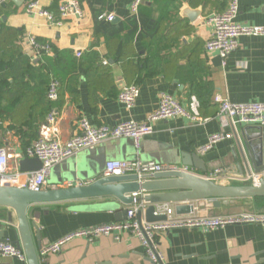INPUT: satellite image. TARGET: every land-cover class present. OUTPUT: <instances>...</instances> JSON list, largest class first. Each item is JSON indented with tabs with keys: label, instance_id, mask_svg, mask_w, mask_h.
<instances>
[{
	"label": "crops",
	"instance_id": "crops-1",
	"mask_svg": "<svg viewBox=\"0 0 264 264\" xmlns=\"http://www.w3.org/2000/svg\"><path fill=\"white\" fill-rule=\"evenodd\" d=\"M26 1L18 0V5L10 0L0 9V23L3 22L11 31L8 46L22 37L24 52L35 59V53L27 47L28 36L33 35L69 58L74 56L80 60L85 57L78 65L70 61L64 67V72L67 76L71 75L70 79L73 78L74 82L71 87L68 85L63 94L64 104L61 112L57 113V122L48 127V114L45 123L41 122L36 132L38 139L66 142L73 136L81 118L97 126L143 122L158 109L162 94L171 95L187 107L192 93H197L202 103L201 115L211 119L203 124L193 123L186 118L157 122L153 134L142 141L139 150L130 138L109 139L95 147L83 149L50 169L47 189L89 184L97 176L106 175L107 163L111 161L139 159L183 168V153L197 156L204 163L207 169L205 173L188 168L195 174L208 178L216 170L223 169L226 178L231 176L233 151L240 153L238 141L245 145L242 130L246 127L223 129L215 118L218 106L213 103V96L222 93L233 103L264 102V36L241 37L239 48L225 65L218 52L206 50V42L213 28L204 23V18L225 12L232 0H212L214 5L207 16L202 8L191 6L196 0H186L180 17L191 29L187 35L176 39L171 52L167 53L169 57L165 68H156L153 74L142 70L140 65L146 54L143 39L157 38L161 31L151 16V10L144 8V4L152 6L154 0H146L137 15L130 11L132 0H80L83 18L72 17L55 27L48 26L44 19L28 15ZM65 1L41 0V3L59 18V6ZM186 10L200 12V15L193 14L196 16L194 24H190L189 18L183 15ZM110 14L115 16L113 22L100 19V16ZM235 21L243 25L264 26V0H238ZM106 39L114 40L109 42V47ZM77 51L83 53L81 57L76 55ZM0 52L5 53V47L0 48ZM124 52L132 53L133 58L127 56L124 61L121 57ZM44 55L37 57L38 60ZM131 59L132 63L129 64ZM104 60L108 62L107 65H104ZM97 64H101V67L96 68ZM56 68H59V64ZM135 83L141 95L136 106L128 109L118 100V95L124 86ZM6 87L0 84V113L6 110L0 115V123L3 124L0 148L19 154L26 148L21 147L22 137L11 128L9 119L19 104L13 105L5 100L3 89ZM69 88L72 92L68 91ZM35 106L36 116H40V104L36 103ZM26 118L18 120L25 119L23 126L32 127L33 118L31 115L28 120ZM36 121L39 122V119ZM25 133L24 140L30 137L28 128H25ZM218 133H232L233 137L218 143L206 153H200L210 137ZM255 137H252V141L257 139ZM11 167L17 168L14 160ZM189 204L194 206L196 214L209 217H218L227 212L234 213L230 216L258 213L252 203L221 209H215L211 201ZM119 207L114 199H97L40 205L31 208L30 212L34 215L32 223L38 226L39 240L45 248L79 229L124 222V217V221L117 220L130 207ZM17 240H20V236L12 230L11 241ZM34 241L37 245V231H34ZM155 241L164 264H264V226L260 224L230 225L213 231L174 229L158 234ZM41 263L149 264V258L138 239L125 236L120 242L113 238H101L92 243L74 240L60 253L41 259ZM0 264L25 263L15 258L0 257Z\"/></svg>",
	"mask_w": 264,
	"mask_h": 264
},
{
	"label": "built area",
	"instance_id": "built-area-1",
	"mask_svg": "<svg viewBox=\"0 0 264 264\" xmlns=\"http://www.w3.org/2000/svg\"><path fill=\"white\" fill-rule=\"evenodd\" d=\"M10 0H0V9L7 5ZM146 0H132L130 11L137 15ZM26 13L41 18L48 26H61L63 22L72 17L83 18V11L80 0H66L59 6V18L51 11L42 6L41 0H27L25 6ZM238 14V0H232L228 9L220 14H213L204 18V23L212 26L213 32L206 42L208 52H218L227 64L229 57L239 48V39L243 36H264V26H251L239 24L235 21ZM100 19H107L110 22L115 20L113 14L100 16ZM27 47L35 53V58L46 54H52V48L48 44L41 42L36 36L30 35L27 39ZM81 51H77L78 57L82 56ZM104 65L108 62L104 60ZM60 82L52 80L50 82L47 97L49 101L55 102L59 98ZM141 95L138 85L124 86L118 95V100L128 109L136 106ZM213 103L218 106L216 120L223 129L229 127H261L264 128V102L233 103L222 93L213 96ZM201 102L195 96L189 99L188 105L183 106L177 99L168 94L160 96L159 107L143 122L127 121L116 126L93 125L86 118H81L76 124L73 136L66 142L58 140H46L40 138L32 146L26 148L23 153L14 154L6 148H0V185L12 186L33 191L47 189V177L50 169L76 154L77 152L92 148L98 144L118 138H130L135 142L137 150L144 139L152 135L154 125L157 122L168 121L178 118H186L193 123H205L211 120L201 115ZM58 120L55 110L47 117L48 127L53 126ZM232 133L213 134L208 144L200 149V153H206L214 148L218 143L229 140ZM25 158H37L43 163L41 170L36 172L23 173L19 170L18 164ZM16 162V167H11V161ZM181 170L176 166H165L155 162L135 161H111L106 166L107 177H122L126 175H136L140 182L151 179L155 174L165 171ZM183 171H189L183 168ZM226 176L223 169H218L212 173L208 179L218 181ZM242 182H247V178H237ZM264 180V175H254L253 182L259 185ZM144 205L136 201L128 209L127 220L124 222L107 223L93 228H83L76 230L55 243L43 248L39 254V259H45L50 254H58L70 242L74 240H85L96 242L101 238H113L120 242L125 236L138 239L145 248L149 264H164L163 257L159 253L158 243L155 237L160 233L170 232L174 229H199L213 231L223 229L230 225L260 224L264 226V214H242L235 216L209 217L196 214L192 211L186 215H177L174 207L159 206L158 214H166L168 221L161 224H144L142 227L137 221V213L143 209ZM176 217V218H175ZM0 257L15 258L23 263H27L26 255L11 241H0Z\"/></svg>",
	"mask_w": 264,
	"mask_h": 264
},
{
	"label": "water",
	"instance_id": "water-1",
	"mask_svg": "<svg viewBox=\"0 0 264 264\" xmlns=\"http://www.w3.org/2000/svg\"><path fill=\"white\" fill-rule=\"evenodd\" d=\"M13 1L20 4L18 0ZM196 13L200 15L198 11L186 10L183 15L189 18L190 24H194L196 16L193 14ZM242 133L245 145L242 146L241 141H238L240 153L233 151L231 176L220 181L210 180L191 171H183L184 167L195 168L204 173L207 171L197 156L183 153V168L179 167L181 170L157 173L145 182H140L136 175H101L89 184L49 188L38 192L0 185V241L11 240L14 230L20 240L13 243L24 251L27 264H42L38 253L44 247L39 240L38 226L32 223L34 215L30 209L65 202L114 199L118 207H131L136 201L144 205L137 213V221L141 227L144 224L153 225L168 221L166 214L156 215L159 206L175 205L177 215H186L194 211V206L189 204L192 202L211 201L215 209L243 207L252 203L258 214H264V180H261L259 185L253 182L254 175H264V128L246 127ZM254 136L257 139L252 141ZM42 167L43 163L37 158H25L19 162V169L23 173L36 172ZM237 178H247L248 181L244 183ZM127 213V210L123 211L117 221H126ZM231 214L234 213L227 212L221 216ZM34 231H37V245L34 241Z\"/></svg>",
	"mask_w": 264,
	"mask_h": 264
},
{
	"label": "trees",
	"instance_id": "trees-1",
	"mask_svg": "<svg viewBox=\"0 0 264 264\" xmlns=\"http://www.w3.org/2000/svg\"><path fill=\"white\" fill-rule=\"evenodd\" d=\"M201 1L202 2L196 0L193 4L191 3V6L194 8H202L206 12L207 16L210 14L209 12L214 4L212 0ZM185 3L186 0H154L152 6L144 4V8L151 10V16L154 18L157 26L160 27L161 30L158 34L161 38H145L142 41L146 54L140 67L142 70L146 69L148 74H153L156 68H165L167 63L166 60L169 57L167 56V53L171 52L173 48L172 45H174L176 39H179V37H182L183 35H187L191 29L190 26L182 22L180 17V11L184 7ZM164 24L165 27H163ZM0 27V48L5 47V53L0 52V84L7 86L3 89L5 91L3 92V96H6L5 100L7 102L9 101L8 103L13 105L16 103L19 104V106L11 112V115L9 113H6L5 115H10L9 119L11 121V128L16 130V132L21 135V147L28 148L39 140L35 135L41 125V122L42 124L45 123L47 115L53 110L60 113L63 108V94L68 88V85L71 87V84L74 82L73 78L70 79L71 75L67 76L64 72V67L67 66V63L70 61L74 65H78L85 57L80 60H76L74 56L69 58L64 53L52 49L51 55H44L39 58V60L38 58L32 59L31 56L26 55L24 52L22 37H20L18 41L14 40L11 42L10 46H8V35L11 31L5 26V24H3V22L0 23ZM112 41L114 40L106 41V44L108 43V47L110 46L109 42ZM132 49L135 50L134 48ZM131 54L132 53L127 54L124 52L121 57L123 60H126L127 56H131L133 58ZM173 56L171 59H173ZM53 62H55V65ZM128 63L131 64L132 59L129 60ZM58 64L59 68H56ZM100 67L101 64H99L96 68ZM52 80L60 82L59 98L55 102L49 101L47 97L48 88ZM136 84L137 83H135V85ZM68 91L72 92L70 88ZM192 96L197 97L200 101V97L197 93H192L191 97ZM36 103L40 104L38 107L40 116H36ZM5 112L6 110L3 109L0 115ZM30 115L34 120L32 127L23 126L25 125L23 124L25 123V119L19 121L18 118L27 117L26 119L28 120ZM37 118L39 119V122L36 121ZM25 128H28L27 134L30 136L26 140H24L26 137ZM1 129H3V124L0 123V130ZM29 138H31L30 141Z\"/></svg>",
	"mask_w": 264,
	"mask_h": 264
}]
</instances>
